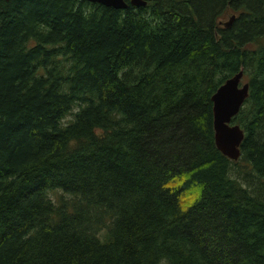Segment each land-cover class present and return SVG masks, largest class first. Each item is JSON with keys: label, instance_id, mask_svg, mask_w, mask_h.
I'll return each mask as SVG.
<instances>
[{"label": "trees", "instance_id": "obj_1", "mask_svg": "<svg viewBox=\"0 0 264 264\" xmlns=\"http://www.w3.org/2000/svg\"><path fill=\"white\" fill-rule=\"evenodd\" d=\"M0 264H264V0H0Z\"/></svg>", "mask_w": 264, "mask_h": 264}, {"label": "water", "instance_id": "obj_2", "mask_svg": "<svg viewBox=\"0 0 264 264\" xmlns=\"http://www.w3.org/2000/svg\"><path fill=\"white\" fill-rule=\"evenodd\" d=\"M99 3L115 9H125L128 4L144 6L148 0H87ZM234 19L232 14L228 21L223 22L229 26ZM243 71L239 70L233 76L226 79L212 94V113L214 142L217 149L232 160L240 155V144L244 137L243 130L239 125L231 123L244 100L248 95V83L241 82Z\"/></svg>", "mask_w": 264, "mask_h": 264}, {"label": "rangeland", "instance_id": "obj_3", "mask_svg": "<svg viewBox=\"0 0 264 264\" xmlns=\"http://www.w3.org/2000/svg\"><path fill=\"white\" fill-rule=\"evenodd\" d=\"M231 14H232V12H229V13H226V14L222 15V16L220 17V22L223 23V22L228 21V19L230 18V15H231ZM245 80H246V78H243V79L241 80V82H245Z\"/></svg>", "mask_w": 264, "mask_h": 264}]
</instances>
